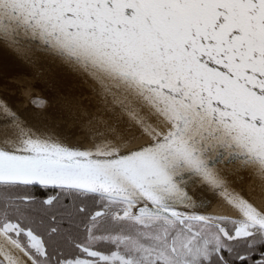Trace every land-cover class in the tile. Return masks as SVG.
<instances>
[{
	"label": "snow or ice",
	"instance_id": "6c2138e0",
	"mask_svg": "<svg viewBox=\"0 0 264 264\" xmlns=\"http://www.w3.org/2000/svg\"><path fill=\"white\" fill-rule=\"evenodd\" d=\"M0 51L96 97L0 98V264H264V0H0Z\"/></svg>",
	"mask_w": 264,
	"mask_h": 264
},
{
	"label": "bare ground",
	"instance_id": "6f19581e",
	"mask_svg": "<svg viewBox=\"0 0 264 264\" xmlns=\"http://www.w3.org/2000/svg\"><path fill=\"white\" fill-rule=\"evenodd\" d=\"M40 69L42 70L38 74V69L28 66L11 55L0 53V98L5 99L20 113L29 111L30 106H33V98L48 100L50 104L47 107L48 111L30 116L28 120L38 126L39 122L47 117L53 126H59L56 128L57 131L68 135L71 142H75L80 139L81 133L77 122L69 118L63 106L70 102L90 105L96 97L91 95L88 84L81 82L67 71L44 63H40ZM16 85L20 87L17 88ZM245 191L257 205L264 202L261 198L253 196L251 188L247 185ZM208 211L225 212L227 209L223 201L214 200Z\"/></svg>",
	"mask_w": 264,
	"mask_h": 264
},
{
	"label": "water",
	"instance_id": "95a60500",
	"mask_svg": "<svg viewBox=\"0 0 264 264\" xmlns=\"http://www.w3.org/2000/svg\"><path fill=\"white\" fill-rule=\"evenodd\" d=\"M0 53L1 54H5L3 51H0ZM8 55H10V54H8ZM40 63H44V64H46V65H48V66H55L56 68H58V69H62V70H64L62 67H59V66H57L55 63H52L51 61H46V60H41V62ZM40 99H43V98H40ZM46 100V99H45ZM48 111V108L47 109H37V108H35L34 106H30V108H29V111H25L24 113H26V114H24L25 115V117L28 119L30 116H34V115H40V114H43V113H45V112H47ZM228 214L229 215H234V213H232V212H228Z\"/></svg>",
	"mask_w": 264,
	"mask_h": 264
},
{
	"label": "flooded vegetation",
	"instance_id": "af4514ba",
	"mask_svg": "<svg viewBox=\"0 0 264 264\" xmlns=\"http://www.w3.org/2000/svg\"><path fill=\"white\" fill-rule=\"evenodd\" d=\"M40 101H43L46 105V107L44 109H46L48 107L47 101L45 99H37L36 102L39 103ZM32 105L37 108L40 109L39 107H37L35 104L32 103Z\"/></svg>",
	"mask_w": 264,
	"mask_h": 264
},
{
	"label": "rangeland",
	"instance_id": "374dc122",
	"mask_svg": "<svg viewBox=\"0 0 264 264\" xmlns=\"http://www.w3.org/2000/svg\"><path fill=\"white\" fill-rule=\"evenodd\" d=\"M46 101H47L48 106H50L49 101L48 100H46Z\"/></svg>",
	"mask_w": 264,
	"mask_h": 264
}]
</instances>
